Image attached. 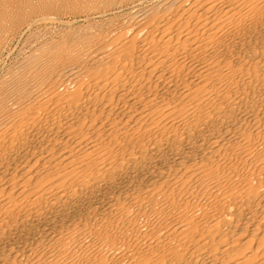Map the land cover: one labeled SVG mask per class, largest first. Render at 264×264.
<instances>
[{"label":"bare ground","instance_id":"1","mask_svg":"<svg viewBox=\"0 0 264 264\" xmlns=\"http://www.w3.org/2000/svg\"><path fill=\"white\" fill-rule=\"evenodd\" d=\"M0 264H264V0H0Z\"/></svg>","mask_w":264,"mask_h":264},{"label":"rangeland","instance_id":"2","mask_svg":"<svg viewBox=\"0 0 264 264\" xmlns=\"http://www.w3.org/2000/svg\"><path fill=\"white\" fill-rule=\"evenodd\" d=\"M85 23L84 21H79V22H77V24L75 23L74 24V30H76L77 29V27H78V29L77 30H79V29H81V25L83 24V23ZM81 24V25H80ZM22 26V25H21ZM36 26V27H35ZM54 26V27H53ZM57 26L58 25H50L49 27H51V29L48 27V28H46L47 30H63V28H62V25H60L59 24V26H58V29H57ZM64 26V25H63ZM23 27H24V30L26 29V30H46V29H43L45 26H43V25H34V24H32V25H30V26H28V28H30V29H28L27 28V26H22L21 28L23 29ZM33 29H32V28ZM38 27V28H37ZM56 27V28H55ZM80 27V28H79ZM21 28H19V27H17V29L16 30H20ZM42 28V29H41ZM55 28V29H54ZM21 29V30H22ZM28 32H26V35L25 34H22V35H20V36H17V37H15L11 42H10V50L11 49H18V47H20L21 46V44H23L24 43V41L23 40H25L26 38H27V36H28ZM25 37V38H24ZM23 41V42H22ZM15 54V55H14ZM11 57H13L14 58V56H16V53H14ZM6 56H4V58H5ZM8 60V59H7ZM9 60H10V58H9ZM2 65V64H1ZM2 67H3V65H2Z\"/></svg>","mask_w":264,"mask_h":264}]
</instances>
